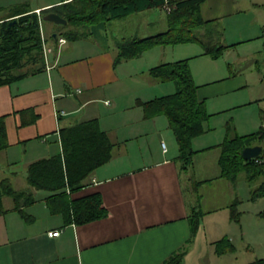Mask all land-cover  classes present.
<instances>
[{"label":"crops","instance_id":"crops-1","mask_svg":"<svg viewBox=\"0 0 264 264\" xmlns=\"http://www.w3.org/2000/svg\"><path fill=\"white\" fill-rule=\"evenodd\" d=\"M248 1L204 0L200 5L204 22L193 29L197 39L155 45L172 46V49L178 44V47L190 46L176 49L173 59L147 56L149 62L146 64L138 62L141 58H137L146 50L131 57H118V44L129 37L126 35L122 42L112 46L109 37L114 35H109L106 29L117 23H136L141 15L148 18L150 12H132L110 20L105 27L90 26L78 38L68 40L63 37L65 41L62 43L58 40L48 43L42 25L44 63L41 69L0 85V116L4 117L7 142L6 147L0 149V183L5 180L16 191L30 190L35 198L31 204L16 202L10 195L2 193L0 184V264H162L186 245L180 264L187 263L195 254L193 264H204V260L213 264L209 261L210 254L203 252L204 244L199 240L201 236L198 233L205 223L204 214L195 233L190 222L191 210L197 207L191 203V192L199 186L212 185L208 183H214L215 188L226 187L227 198L223 205H212L205 212L214 216L221 212L229 222L224 223L225 230L221 223H218L221 231L218 227L209 228L215 235L205 245L213 246L210 252L216 256L215 242L227 236L232 242V250L234 246L239 248V253L251 249V235L244 231V227H249V222L254 219H264L259 215L264 208L252 206L251 210L242 209L241 212L237 209L238 217L232 218V204L236 205L237 200H241L238 192L231 189L235 188L233 184L238 180L221 177V170H217L215 164L219 165L221 143L239 134L229 131L231 121H234L232 115L225 120L218 114L250 105L255 100L239 102L237 93L245 83L232 80L247 78H237L232 73L226 77H214L218 66L212 62L225 54L234 61L240 59L239 55H245L241 47L254 38L239 37V29L245 26L241 17L249 11L257 12L259 6L264 7V2L253 0L255 3L251 4ZM40 10L43 8L36 11ZM165 13V18L146 22L156 29L153 33L143 34L137 24L129 36L142 38L166 30L168 13ZM7 15L0 16V19H6ZM58 30L48 29L47 32L57 38ZM79 30L84 32L82 27ZM192 43L198 46L193 51L190 47L196 45ZM216 47L220 49L219 54L213 57L211 52ZM180 59H188L197 85V99L203 102L210 114L204 123L206 130L192 140V149L195 150L192 159H202L200 166L205 164L208 175L195 181L192 174L188 176V191L182 180L183 165L178 158L176 137L167 116L160 113L146 116L142 106V102L175 91V85L153 78L149 69ZM118 65L122 67L119 69ZM91 119H97L100 128L115 144L113 155L93 170L82 188L72 192L67 190V193L72 199L99 194L107 214L84 223H66L58 208L47 202L50 192L35 189L29 184L27 168L33 161L61 151L60 127ZM257 119L258 129L264 128V110L259 115L253 112L250 122L255 123ZM213 131L225 135L222 138L216 134L211 136L209 133ZM162 142L166 150H163ZM262 143L255 142L249 146L260 145L263 149ZM190 164L184 167L186 171ZM195 198L201 200L199 194ZM254 199L251 201H256ZM57 230V235H49L50 231Z\"/></svg>","mask_w":264,"mask_h":264},{"label":"trees","instance_id":"trees-1","mask_svg":"<svg viewBox=\"0 0 264 264\" xmlns=\"http://www.w3.org/2000/svg\"><path fill=\"white\" fill-rule=\"evenodd\" d=\"M168 1L175 7L167 14V29L118 44V57H131L155 45L197 39L193 29L204 22L200 15V5L204 0ZM164 2L165 0H59L40 12L26 3L11 7L7 13L8 19H0V85L41 69L44 63L41 29L45 21L42 13L54 11L65 18L68 28L56 33L72 40L85 34L90 26L105 27L112 19L132 12L162 7ZM79 27L84 28V32L80 31ZM58 36H50V40L57 42ZM214 50L211 56L217 57L220 49L216 47ZM149 73L159 81H172L175 85L173 93L142 102V106L146 116L158 113L167 116L176 137L178 158L185 167L195 152L192 149V140L206 130L204 123L210 114L203 102L197 99V85L192 78L188 59L160 63L151 67ZM59 137V153L29 164L26 174L29 184L35 189L50 192L46 198L47 202L58 208L66 223H84L104 217L107 211L99 194L72 199L67 190L72 192L82 188L93 170L111 159L115 144L107 132L100 128L97 119L60 127ZM260 141L264 142L263 127L249 134H236L226 138L220 145V176L234 181L244 173L248 181H253L264 175L263 149L257 158L251 160H246L241 155L242 148ZM6 145L5 121L4 117L0 116V149ZM0 184L3 187L2 193L10 195L16 202L22 201L26 205L35 201L30 190L16 191L5 180ZM262 196L264 181L253 189V198ZM233 204L231 217L237 218L239 212ZM203 214L200 209L195 214H190L193 233L198 230ZM259 215L264 216V210ZM222 242L225 243L224 246ZM215 244V251L218 253L231 251L233 248L232 243L224 237ZM186 246L171 254L162 264H180ZM245 264H264V257Z\"/></svg>","mask_w":264,"mask_h":264},{"label":"rangeland","instance_id":"rangeland-1","mask_svg":"<svg viewBox=\"0 0 264 264\" xmlns=\"http://www.w3.org/2000/svg\"><path fill=\"white\" fill-rule=\"evenodd\" d=\"M58 1L59 0H0V16H3L6 13H8L11 7H14L18 4L26 3L30 5L31 8H37L36 10H38V8L53 6ZM244 1L246 2L248 0H244ZM256 1L264 2V0H256ZM248 2H251V4L255 3V1L253 0H249ZM240 3L243 2L240 1ZM257 8H260L257 12L249 11L244 16L241 17L243 19V24H245V26L239 29L241 32L240 34L241 36L239 37L246 39L254 38L253 40L249 41L247 45L241 47V49H243V54L245 53V55L244 56L239 55L240 59L234 61V59L230 55L225 54L218 57L219 59L217 58L216 61H212L215 62V64H217L218 66V70L216 69L215 73L213 74L214 77L217 76L226 77L232 73L231 75H236L237 78L238 77L247 78V80H237V79L232 80V82L234 83L241 81H244L245 83L243 84V86H241V90L239 91V93H237V95L239 96L238 98L239 102H245L251 99L255 100L250 105H242L238 108H235L234 111L231 110L233 112L227 110V112L224 111L225 113L223 112L221 114H218V116L221 119L223 118L225 120H229L231 117H233L234 121L233 122L231 121V129L229 130L230 133L238 132L239 134H244L257 130L259 127L258 126L259 120L257 119L255 123H251L250 119H252L253 112H256V114L259 115L260 111L264 110V7L259 6ZM143 11L150 12L148 18H146V15H141V18L136 20V23L133 22L127 24L117 23L116 26H112L113 28L108 27L106 29V32L109 35L112 34L114 35L109 37L112 46H115L117 43L122 42V40L124 39L123 37H125L126 35H128L127 37H129V39H126L125 41L128 40L130 41V39L132 38L129 36V32L131 31L132 28H135L137 24L144 31L143 34L153 33L154 31H156V29L149 27L148 23L146 22H156L157 19L166 17V13H165L166 11L162 9V7H158L150 10H143ZM45 13L47 12H44L41 15L43 16ZM43 24H44V29L47 33L48 43H53L52 40H50V36H49L50 33L47 32L48 29L58 28L59 29L58 31H61L68 28V25L66 24L62 26L52 21H46V20L44 21ZM247 25H248V29H247ZM227 28L229 29L230 27L228 26ZM226 35H228V33H226ZM192 44L196 45L197 43L196 44L192 43ZM173 46H175L173 47L174 49H172V46H155L152 47L151 49L149 48L145 52H143L141 56L137 57V58H141V60H139L138 62L142 61L145 62L144 64H146L149 62V59H146L148 58L147 56H158V55L166 60L173 59V54L176 52V49L180 50L179 48H186L187 46L190 45H183V47H178L179 46L178 44L177 47L176 45ZM196 48H198L197 45L195 47H190V50L193 51ZM237 50L240 53V49ZM232 62L233 64L229 65V63ZM144 64L141 63L140 65L144 66ZM121 67L122 66L118 65L119 69ZM196 81H201V80H196ZM169 82L170 85H174L172 81ZM257 118H259V116ZM209 134L211 136H215L216 134L218 135L217 137L219 138H222L223 135H225L223 134V132L218 133V131H213L210 132ZM262 155L264 157V151ZM202 162H203L202 159L197 161L195 158H193L190 160V163L192 164L188 166L187 169L188 171H186L185 169L187 165L185 166V168L184 167L181 168L182 180L187 191L190 188V182L188 176L192 174L194 177L193 180L195 181L196 178L199 179V177L201 178L205 175H208V172L205 170V164L202 167L200 166ZM193 164L195 166H193ZM215 166H217V170H220V165L215 164ZM239 176L240 177L243 176V178L241 177L240 179L238 177L237 178L238 181L235 184L232 183L235 186V188H231L234 192H238V199H241V200H237L236 202L237 209L240 210L241 212L242 209L251 210L252 206H254L255 209L259 207H260L259 209L264 208V197L259 198L258 200L256 199V201H251L253 199V190L252 193L249 192L251 188L257 187V185L262 180L264 181V175L254 181H248L246 178H244L245 177L244 173H241ZM208 184L210 185L212 184V185L209 187L208 185L199 186L196 191H193V193L191 192V194L193 195L191 199V203L192 205H195L194 207H196L197 205L196 209L193 208V210H191V214H195V212H197L198 209L205 212L207 211L206 209H208V207H211L212 205H223V203L225 202L227 198L226 187L215 188L214 183H208ZM1 188L2 187H0V189ZM197 194H199V199H201L200 201H197V199L195 198ZM208 214H209L208 212L204 213L205 217L203 218V220L205 223L204 225L201 226V229L198 234H200L201 236V238L199 239L200 242L202 241V243L204 244V247L202 245V248L204 250L203 252H205V254H210L211 256V258L209 259L210 262H213V264H245L253 261L254 259H256V257H261V256L264 257V219L262 218L258 220L254 219L251 222H249V227L247 225L244 227V231H246L247 234L250 233L251 235V240L250 239L249 240L251 242L252 247L250 246L251 248L250 250H245L244 252L239 253L240 251L239 248L234 246L233 250L226 251L224 253H218L215 251L217 255L214 256L213 252H210L212 251L213 246L209 247L208 244L205 245L206 242L212 240V238L215 235L209 230V228L211 229L216 228L218 227V223H221L222 226H224L223 229L225 230L226 227L224 223L227 224L229 221L227 219H224L223 217L224 214H222L221 212H219L218 215L216 216L211 215L212 213L209 215ZM218 216H220V218L217 220L216 218H218ZM259 220H262V223ZM231 222H232L231 224H235L233 221ZM221 230L222 229L219 228V231ZM224 238H227L230 241V239L227 236H224ZM214 245L216 249V244ZM224 245L225 243L222 242V246ZM195 255L191 260H188L187 263L185 264H193V262H195L194 261ZM213 258H215L214 259L215 261H212ZM204 262L208 264L207 260L206 261L204 260Z\"/></svg>","mask_w":264,"mask_h":264},{"label":"water","instance_id":"water-1","mask_svg":"<svg viewBox=\"0 0 264 264\" xmlns=\"http://www.w3.org/2000/svg\"><path fill=\"white\" fill-rule=\"evenodd\" d=\"M51 6L45 7L50 8ZM43 8V9H45ZM43 19L46 21H52L56 24H65L67 20L60 16L58 13L54 11H48L43 15ZM56 34H54L55 36ZM262 151V147L260 145H252V146H245L241 150V155L246 160H251L252 158H256L260 155Z\"/></svg>","mask_w":264,"mask_h":264},{"label":"built area","instance_id":"built-area-1","mask_svg":"<svg viewBox=\"0 0 264 264\" xmlns=\"http://www.w3.org/2000/svg\"><path fill=\"white\" fill-rule=\"evenodd\" d=\"M174 7H175V5H174L173 3L169 2L168 0H165L164 4H163V6H162V9H164L167 13H169V12L172 11V9H173ZM58 41H59L60 43H62V42L65 41V39H64L63 37H59V38H58ZM161 144H162L163 150H166V145H165V143L162 142ZM256 161H259V160L256 159ZM58 233H59L58 230H57V231H50V232H49V235H50V236H54V235H57Z\"/></svg>","mask_w":264,"mask_h":264}]
</instances>
